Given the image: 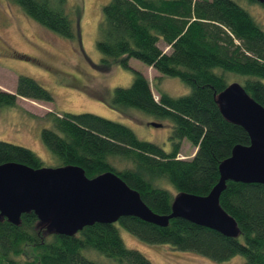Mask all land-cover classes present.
I'll use <instances>...</instances> for the list:
<instances>
[{"label":"trees","instance_id":"trees-1","mask_svg":"<svg viewBox=\"0 0 264 264\" xmlns=\"http://www.w3.org/2000/svg\"><path fill=\"white\" fill-rule=\"evenodd\" d=\"M7 1L46 29L80 41L78 3L71 8L66 0ZM95 45L101 55L98 70L116 63L128 67L134 58L161 75L179 78L190 92L171 97L159 91L156 100L148 78L138 71L129 86L114 88L118 110L132 107L171 119L170 152L96 114L49 112L51 127L40 130V141L57 166L77 165L89 178L112 171L159 215L170 213L177 193L207 195L232 147L249 144L245 130L222 117L216 96L237 82L264 107V27L234 0H108L101 9ZM228 73L242 82H226L232 79ZM17 96L53 101L46 88L22 75L13 93L0 90V106H14ZM183 140L196 148L190 159L178 158ZM116 159L129 166H119ZM5 162L44 166L31 150L0 140V164ZM219 202L237 224L236 237L183 218L158 226L125 216L114 224L85 226L71 236L49 231L32 212L21 214L17 225L1 218L0 264H104L84 255L90 249L117 264H152L139 250L126 247L119 226L146 245L167 244L217 261L240 254L242 264H264V183L227 181Z\"/></svg>","mask_w":264,"mask_h":264},{"label":"rangeland","instance_id":"rangeland-1","mask_svg":"<svg viewBox=\"0 0 264 264\" xmlns=\"http://www.w3.org/2000/svg\"><path fill=\"white\" fill-rule=\"evenodd\" d=\"M68 7H76L80 15V41L67 39L39 25L16 4L0 0V90L13 93L18 75L29 77L46 88L53 101H38L16 97L14 106H0V140L11 142L31 150L45 166H57L51 152L40 141V130L51 127L48 113H92L122 123L129 127L139 140L152 142L166 152L172 149L169 140L172 121L156 118L132 107L118 110L113 103L115 87H127L132 83L135 71L145 75L152 84L156 100L158 92L179 97L190 88L177 77L161 75L141 61L130 58L128 67L119 63L110 69H97L101 55L96 48L101 9L108 0H66ZM246 9L264 27V6L256 1L234 0ZM70 13V11H69ZM72 16V14L70 13ZM158 46L169 52L159 42ZM21 54L33 58H19ZM18 55V56H17ZM35 60V61H33ZM226 82L242 80L230 73ZM159 122L161 127L150 123ZM196 148L187 140L182 141L178 158L190 159ZM119 166L129 163L119 162ZM165 185V183H163ZM167 186V185H166ZM170 191L174 190L168 186ZM126 247L139 250L152 264H242L244 257L237 254L227 260L217 261L198 252L177 250L170 245H146L122 227H118ZM88 258L104 264H117L99 252L84 251Z\"/></svg>","mask_w":264,"mask_h":264},{"label":"water","instance_id":"water-1","mask_svg":"<svg viewBox=\"0 0 264 264\" xmlns=\"http://www.w3.org/2000/svg\"><path fill=\"white\" fill-rule=\"evenodd\" d=\"M264 4V0H253ZM222 117L241 126L249 144H236L218 166L219 178L207 195H174L168 215L153 212L135 189L112 171L93 178L77 165L31 168L16 162L0 164V219L17 225L23 213L32 212L49 231L75 235L94 223H116L134 216L158 226L183 218L236 237L235 220L221 207L219 198L227 181L264 183V107L237 82L216 96ZM153 127L162 124L150 123Z\"/></svg>","mask_w":264,"mask_h":264},{"label":"crops","instance_id":"crops-1","mask_svg":"<svg viewBox=\"0 0 264 264\" xmlns=\"http://www.w3.org/2000/svg\"><path fill=\"white\" fill-rule=\"evenodd\" d=\"M150 69L153 70L152 67H150ZM148 80H149V79H148ZM149 82H150V81H149ZM150 84H151V82H150ZM151 87H152V84H151Z\"/></svg>","mask_w":264,"mask_h":264}]
</instances>
